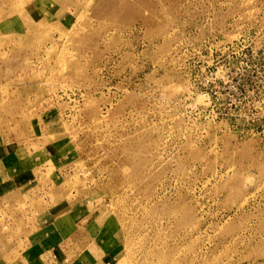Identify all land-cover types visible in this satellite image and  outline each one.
Wrapping results in <instances>:
<instances>
[{
    "label": "rangeland",
    "instance_id": "374dc122",
    "mask_svg": "<svg viewBox=\"0 0 264 264\" xmlns=\"http://www.w3.org/2000/svg\"><path fill=\"white\" fill-rule=\"evenodd\" d=\"M10 253L264 264V0H0Z\"/></svg>",
    "mask_w": 264,
    "mask_h": 264
},
{
    "label": "crops",
    "instance_id": "0c3cea01",
    "mask_svg": "<svg viewBox=\"0 0 264 264\" xmlns=\"http://www.w3.org/2000/svg\"><path fill=\"white\" fill-rule=\"evenodd\" d=\"M4 248V247H3ZM14 255L12 253H10L9 257L11 258L10 260H8V262L6 264H12V257ZM34 256L33 255H26V256H23L20 261L17 263V264H35V259L33 258ZM36 257V255H35Z\"/></svg>",
    "mask_w": 264,
    "mask_h": 264
}]
</instances>
